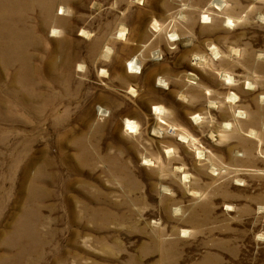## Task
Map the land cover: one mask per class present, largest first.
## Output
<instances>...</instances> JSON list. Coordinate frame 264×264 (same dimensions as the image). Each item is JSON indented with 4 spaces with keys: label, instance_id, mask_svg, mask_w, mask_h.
<instances>
[{
    "label": "rangeland",
    "instance_id": "374dc122",
    "mask_svg": "<svg viewBox=\"0 0 264 264\" xmlns=\"http://www.w3.org/2000/svg\"><path fill=\"white\" fill-rule=\"evenodd\" d=\"M263 99L264 0H0V264H264Z\"/></svg>",
    "mask_w": 264,
    "mask_h": 264
},
{
    "label": "bare ground",
    "instance_id": "6f19581e",
    "mask_svg": "<svg viewBox=\"0 0 264 264\" xmlns=\"http://www.w3.org/2000/svg\"><path fill=\"white\" fill-rule=\"evenodd\" d=\"M63 7V6H62ZM229 17V16H228ZM228 19V18H227ZM231 20V19H230ZM135 62H138L136 59H135ZM190 78H193V75H191L190 76ZM264 100V99H263ZM213 103V102H212ZM100 111H103L102 109H100ZM154 111L155 112H157L158 114H160V113H162V108L160 107V106H155L154 107ZM239 115V114H238ZM200 116V115H199ZM194 119L195 120H197V119H199L198 118V115H195L194 116ZM132 120V119H131ZM130 119L129 120H126L125 122V124H126V126L128 127V128H134V122L133 121H131ZM227 123V122H226ZM229 123H227L226 125H228ZM231 124V123H230ZM229 126V125H228ZM249 133H250V131H249ZM183 137H186L185 135L183 136ZM254 138V137H253ZM258 139V138H257ZM170 149H172V148H170ZM174 150V149H173ZM198 151H200V150H198ZM198 151H197V153H198ZM167 152V151H166ZM174 152V151H173ZM201 152V151H200ZM199 152V153H200ZM169 153V152H168ZM200 155V154H199ZM172 156V155H171ZM170 157V156H169ZM200 157H202V156H200ZM152 161V160H151ZM181 167V166H180ZM178 168V167H177ZM181 169V168H180ZM179 170V169H178ZM176 171V170H175ZM181 171V170H180ZM184 171V170H183ZM182 172V171H181ZM187 173V172H186ZM188 174V173H187ZM185 175V174H184ZM187 178V177H186ZM166 188H163V190H165ZM194 190V189H193ZM172 191V190H171Z\"/></svg>",
    "mask_w": 264,
    "mask_h": 264
}]
</instances>
